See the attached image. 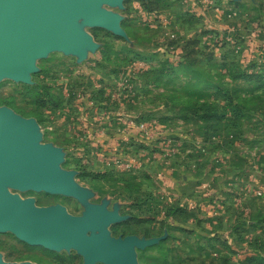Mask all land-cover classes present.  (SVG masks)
Instances as JSON below:
<instances>
[{
	"label": "rangeland",
	"instance_id": "rangeland-1",
	"mask_svg": "<svg viewBox=\"0 0 264 264\" xmlns=\"http://www.w3.org/2000/svg\"><path fill=\"white\" fill-rule=\"evenodd\" d=\"M147 1L105 6L123 16L122 26L126 21L132 35L122 37L80 21L97 43L84 59L54 50L37 61L30 83L0 81V107L9 106L4 98L14 97L18 108L36 110L40 118L9 106L37 120L42 142L63 149L62 168L73 172L91 195L81 200L46 191L10 190L39 206L61 204L77 216L93 205L118 211L123 219L107 227L111 235L158 240L136 249L139 264H173L174 259L178 264H245L264 256V224L250 217L264 215V100L249 103L250 116L234 120V135L227 136L222 129L209 137L206 130L199 132L202 120L181 109L188 102L175 99L215 100L231 109L257 93L254 83L232 82L236 90L231 106L214 89L199 87L198 75L199 68L264 74V0H151L153 11L145 7ZM236 2L247 9L236 8ZM193 40L202 42L200 49L199 44L190 45ZM154 55L151 61L144 58ZM183 59L195 64L173 80L157 83L144 77L151 70L148 76L153 78L166 63L177 66ZM47 86L63 104L36 106L34 92L45 99L42 88ZM212 141L220 142L221 149ZM237 167L240 171L233 172ZM251 224L256 226L247 231ZM236 228L246 230L241 242ZM22 242L13 233H0L3 259L85 262L75 249L51 256Z\"/></svg>",
	"mask_w": 264,
	"mask_h": 264
},
{
	"label": "water",
	"instance_id": "water-1",
	"mask_svg": "<svg viewBox=\"0 0 264 264\" xmlns=\"http://www.w3.org/2000/svg\"><path fill=\"white\" fill-rule=\"evenodd\" d=\"M125 0H0V81L10 78L30 83L37 61L61 50L84 59L95 39L79 26L83 21L125 37L123 16L105 6L123 7ZM61 147L42 142L35 118L0 107V233L51 251L75 249L84 264H139L136 249L154 245L157 239L137 235L115 237L107 228L123 219L118 211L89 206L81 216L58 204L39 206L10 188L65 194L85 200L83 188L71 171L62 168ZM0 264L7 262L0 253Z\"/></svg>",
	"mask_w": 264,
	"mask_h": 264
},
{
	"label": "trees",
	"instance_id": "trees-1",
	"mask_svg": "<svg viewBox=\"0 0 264 264\" xmlns=\"http://www.w3.org/2000/svg\"><path fill=\"white\" fill-rule=\"evenodd\" d=\"M144 5L147 9L153 11L155 9L154 5L155 2L148 0L147 2H144ZM233 6H235L236 8H246V5L241 3V2H236L233 4ZM245 10V9H244ZM191 16V15H190ZM193 19V16L190 17V20ZM125 30L127 31L128 35H132V32L129 30L128 25L126 23V21L123 24ZM199 44V49L201 47L202 42L199 40H193L192 43L190 45L193 46H197ZM189 45V46H190ZM140 55V54H137ZM155 57V55L153 57H144L147 61H151L153 60V58ZM213 63V62H212ZM195 62H193V59H183L182 61L179 62V64L177 66H173V65H166L163 66L162 68H159L157 71H154V75L153 78L148 76V73L152 72L151 70L149 72H147L144 77H147L149 80H153L154 82L160 83V82H168L170 80H173V76L177 77L181 72H184L185 70L189 69V67L192 65H194ZM227 70L225 72L223 71H219L217 68H209V70L207 68H199V87H209L214 89L216 92H218L219 97H224L228 103L232 106V102H233V92L236 90L234 88V86L231 85L232 82H235L237 80L240 79H244L245 81L249 82V83H254L255 89L254 91H257V93L255 95H253L252 97H247L245 96L243 98V100L241 101V103H235L233 104L231 109H225L222 108L217 101L213 100H204V101H200L201 99H199V101H184V97L180 96L179 100H176L177 102H188L184 105L181 106V109H184L183 107H185L187 113H189L193 118L195 119H199L202 120L199 124V132L205 131V135L210 136H214L216 134H219V132L223 129L225 130L226 135L230 136V135H234L233 133V128L234 125H236V123L234 122V120H237V118L241 117V118H245L247 116H250L251 113L248 112V104L251 103L252 105H257V104H261V101L264 100V74L263 72L260 74H249L244 70L238 69V68H226ZM226 78H229L230 81ZM191 79L188 80L187 83H190ZM178 84V83H177ZM180 86H182L183 84H180ZM25 87H30V86H25ZM44 92V97L45 99H43V97L41 96V92L39 91H35V104H37L36 106H43L45 104H48L49 106H59L61 104H63V100L61 99V97L56 96L55 94H53L52 92H50L49 87H44L42 88ZM35 90V88L33 89ZM171 98H173L174 96H169ZM240 99V98H239ZM14 97H8V98H4L2 100L3 103L18 109L19 111H24L23 108H18V106L15 104L14 101ZM174 100V99H173ZM26 113V115H34L36 117L40 118V114L36 111V110H32L30 112L24 111ZM232 113L233 116H229L227 117L228 113ZM252 112V111H251ZM255 113H253L254 115ZM252 118V117H251ZM223 121H224V125H223ZM223 126V127H222ZM212 144L217 146L216 149H221V144L220 142H214L212 141ZM233 172H239L240 168L237 167L232 169ZM251 219L255 222L258 223L260 225L264 224V215H252L251 214ZM245 224V223H244ZM251 228L247 229L248 230H252L254 229V227L256 226L255 224H251L250 225ZM264 227V225H262ZM264 230V229H263ZM246 230H240L239 228H236L235 233L237 234V238L240 240V242L243 240V232ZM23 243V242H22ZM25 247L28 248H39L42 249L47 255H58L55 251H51L45 248H42L41 246H32L27 244V243H23ZM258 241L255 242V246L258 245ZM4 248L3 246H0V249ZM21 259H33L36 262L42 263L41 260L35 258V257H31V256H19L16 257ZM255 261H257L259 264H264V256L259 255L258 257H252L249 258V260L247 259L245 264H252ZM167 262V260H166ZM173 264H178L177 260L174 259ZM211 264H214V262H212ZM224 264H230L228 262H225ZM235 264H242V263H235Z\"/></svg>",
	"mask_w": 264,
	"mask_h": 264
},
{
	"label": "flooded vegetation",
	"instance_id": "flooded-vegetation-1",
	"mask_svg": "<svg viewBox=\"0 0 264 264\" xmlns=\"http://www.w3.org/2000/svg\"><path fill=\"white\" fill-rule=\"evenodd\" d=\"M131 235H135V234H131Z\"/></svg>",
	"mask_w": 264,
	"mask_h": 264
}]
</instances>
